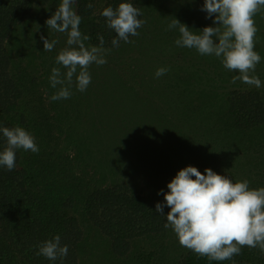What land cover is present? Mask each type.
Returning a JSON list of instances; mask_svg holds the SVG:
<instances>
[{"label":"rangeland","instance_id":"rangeland-1","mask_svg":"<svg viewBox=\"0 0 264 264\" xmlns=\"http://www.w3.org/2000/svg\"><path fill=\"white\" fill-rule=\"evenodd\" d=\"M136 1L146 22L139 28V35L130 39L132 43L123 44L128 50L125 53L132 54L129 58L144 70L143 95L119 91L112 85V52L108 49L107 63L90 66L91 83L86 91L76 88L74 76L71 97L51 99L61 87L51 86L52 69L59 67L66 72L56 63V56L67 46V36L48 29L46 20L61 0L36 8L13 28L6 43L11 73L29 90L32 100L41 102L42 109L31 117L26 129L35 137L39 151L21 149L23 163L37 168L47 165L45 168H54V173L74 174L92 185H125L155 204L164 202L160 190L167 192L168 182L188 165L202 173L211 168L233 182L246 179L253 189L264 187V162L257 165L258 154L241 153L236 144L227 152L221 151V143L212 135L216 129L207 118L210 107L200 102L202 93L213 89L225 99L223 89L239 73L227 70L222 58L177 46L179 30L168 28L174 18L196 33L205 26H215V16L208 17L201 10L204 0ZM105 2L96 0L97 11ZM73 9L76 11L75 3ZM254 19L259 29L255 50L261 55L254 74L262 76L264 9ZM42 35L58 41L53 50L44 51ZM160 67L170 70L157 78ZM182 93L184 102L180 101ZM232 140L237 142L238 137ZM169 210L167 206L163 209L166 214ZM71 213L79 217L84 231L78 248L79 264H180L191 251L179 244L168 227L164 234L135 239L130 253L118 257L111 252L109 239L86 220L79 207L72 208Z\"/></svg>","mask_w":264,"mask_h":264},{"label":"trees","instance_id":"trees-1","mask_svg":"<svg viewBox=\"0 0 264 264\" xmlns=\"http://www.w3.org/2000/svg\"><path fill=\"white\" fill-rule=\"evenodd\" d=\"M49 2L51 0H0V128L20 126L26 130L31 117L42 110L41 102L32 100L29 90L11 73L6 43L16 25ZM121 2H131L139 8L136 0H106L97 11L96 0H75L76 12L82 18L79 27L82 34L90 37L88 41L93 46H99L98 37L103 36L104 48L112 52V85L119 91L126 89L143 95L146 90L144 70L136 60L129 58L132 54L125 53L128 50L123 40L118 47L112 45L116 33L101 15L104 8L116 9ZM88 3H92L93 8H87ZM138 19L142 20V15ZM258 77L259 88L237 80L223 89L225 99L213 89L205 90L200 102L210 107L207 118L216 129L212 135L221 143L220 150L227 152L236 144L241 153L258 154L257 165L260 166L264 162V75ZM230 78L226 77V82ZM185 97L182 93L180 101L184 102ZM236 137L237 142L232 140ZM5 146L6 138L0 133V151ZM45 166L24 164L21 149L16 150L13 170L0 166V264H79L78 248L84 231L79 217L71 213L75 207L109 239L110 250L118 257L130 253L135 239L167 231L166 212L165 216L157 213L156 204L145 194L132 192L121 184L92 185L74 174L54 173V168ZM56 235L60 236L62 245L68 246L67 256L50 261L36 255L39 245ZM180 264H264V253L258 247H244L231 260L214 261L189 251Z\"/></svg>","mask_w":264,"mask_h":264},{"label":"clouds","instance_id":"clouds-1","mask_svg":"<svg viewBox=\"0 0 264 264\" xmlns=\"http://www.w3.org/2000/svg\"><path fill=\"white\" fill-rule=\"evenodd\" d=\"M75 0H61L56 11L46 20L48 29L67 36L66 45L56 56L59 67L51 71L50 84L61 87L52 95L53 101L71 97V87L75 76V86L80 92L86 91L91 83V65L107 63L104 38L99 36V46H86L90 39L80 30L81 16L73 9ZM87 8H93L92 3ZM264 9V0H204L202 11L208 17L215 16V26H205L198 33L174 18L169 29L178 28L180 38L175 40L179 47L194 48L200 55H214L222 58L223 66L239 75L232 77L249 86L259 88L260 78L255 75L261 55L255 50L258 27L254 17ZM107 26L114 30L117 38L112 45L118 47L121 40L132 43L130 36H138L137 31L146 22L138 19L140 9L131 2H121L116 9H103ZM215 38V39H214ZM44 51L53 50L57 40H49L43 35ZM170 69L160 67L155 76L159 78ZM0 133L6 138V146L0 151V166L9 171L16 167V150L23 149L37 153L39 148L35 137L23 127H2ZM164 202H157L155 211L166 214L165 227H171L179 244L199 256L209 260H231L244 247L259 248L264 253V187L250 188L248 180L233 182L227 175L205 168L204 173L197 167L188 165L180 169L167 184ZM159 194V193H158ZM68 254V246L61 244L56 235L39 245L36 255L50 261L63 259Z\"/></svg>","mask_w":264,"mask_h":264}]
</instances>
